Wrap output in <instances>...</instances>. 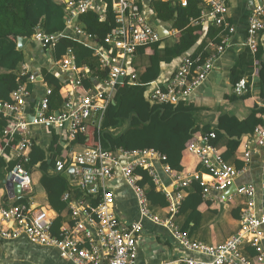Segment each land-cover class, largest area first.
I'll return each mask as SVG.
<instances>
[{"label": "built area", "instance_id": "2783aa9c", "mask_svg": "<svg viewBox=\"0 0 264 264\" xmlns=\"http://www.w3.org/2000/svg\"><path fill=\"white\" fill-rule=\"evenodd\" d=\"M109 1L115 14L117 28L105 39L109 47L98 44L100 49L97 50L101 69L108 70L106 78L100 79L94 76L91 88H81L82 81L86 75H89L90 70L86 65L77 64L75 51L69 47L65 55L57 61L61 69L73 77L71 84L67 86L68 91L65 88L67 99L62 110L48 114V97L52 93L50 88L44 98L40 99L34 119H27L25 106L30 98V90L27 89L26 84L35 83L36 76L26 65L21 67L20 75L28 78L20 80V86L13 92L15 102L0 101V116L11 118L14 124L6 130V136L11 138L18 135L20 138L16 146L11 147L14 148L15 158L20 159L9 172L12 181L27 195L34 193L31 172L24 165L29 160L33 145L32 128L35 125L58 126L67 131L64 137L69 141L68 147L70 146L71 149L66 154L57 156L51 173L66 174L68 178L70 176L69 181L83 195L70 205L71 193L65 194L64 199L69 200V207L63 214L59 234L53 233L54 221L58 214L45 203L39 206H32V202L28 205L12 203L1 206L0 215L3 220L15 224L16 227L8 231L3 225L0 226V238L13 240L26 235L33 244L57 249L63 259L72 261L73 264H136L139 250L138 237L144 227L142 219L159 221L153 213L152 203L148 197L149 186L141 183L143 174L139 170H145L151 181L158 186L160 185L158 165H161L164 172L175 182L184 178V175L176 173L170 167L167 155L154 148L111 150L101 144L91 147L74 143L79 133L86 130L89 120L95 118V122L100 125L108 106L114 100L116 86L129 76L131 83L136 81L137 72L131 68V61L136 56V47L152 45L163 40L157 25L151 21L143 1ZM172 1L180 2L183 6L188 3V0ZM107 2V0L68 1L66 28L54 33L37 29L31 39L51 51L63 38L69 37L70 32L82 34L90 41H94V36L79 23V16L92 10L97 12L101 19L106 18ZM199 2L202 6L201 15L193 20V23L204 27L214 25L228 31L223 35L222 43L216 45L215 50L205 61H199L194 70L193 61L185 58L170 81L164 85L153 83L154 86L150 89L148 97L156 103L176 104L180 100L189 103L195 90L212 73L216 61L232 43L234 28L227 22V0H199ZM251 5L253 10L249 20L246 45L256 53L260 44V34L264 33V0H251ZM169 29L170 40L174 42L178 30L171 27ZM248 84V79L242 78L235 85L234 92L238 95L245 94L249 88ZM262 127L257 128L256 135L264 146V126ZM213 137L215 133L211 132L201 139L208 143L209 138ZM5 145L11 146L10 139ZM77 146L82 150L78 151ZM190 149L200 155L205 164L203 171H207L213 177L212 182H202L203 194L206 198L210 196V189L226 191L235 184L237 171L223 161L214 147L197 141ZM70 168H74L73 179L69 172ZM119 178H122L133 190L141 214L139 220L126 224L120 221L119 213L116 211V195L111 187ZM183 184L186 185L187 182L184 181ZM237 192L250 199L248 205L242 209L240 231L226 241L210 246L191 239L180 229L175 216L179 213L182 196L178 194L169 198V218L165 221V225L171 228L176 242L191 252L208 256V258L188 256L180 260L182 264H251L242 253L245 240L248 241L246 244L258 254L254 257V263L264 262L262 231L264 203L262 214L259 216L255 207L256 187L243 184L238 187ZM1 250L0 244V252Z\"/></svg>", "mask_w": 264, "mask_h": 264}, {"label": "trees", "instance_id": "16d2710c", "mask_svg": "<svg viewBox=\"0 0 264 264\" xmlns=\"http://www.w3.org/2000/svg\"><path fill=\"white\" fill-rule=\"evenodd\" d=\"M68 1L78 0H0V69L4 70L0 72V101L15 102L13 92L19 87L22 77L20 65L25 63L27 55L25 48L18 49V37L24 36L31 39L37 29L47 33L65 29ZM107 1L106 18L101 19L97 12L90 10L79 16V23L89 34L94 36L95 42L108 48L109 45L105 39L108 34L115 31L117 23L111 3L109 0ZM149 3H151L149 5L151 21L156 25L167 23L171 28L177 29L176 41L161 40L152 45L136 47V56L131 61V68L137 72L136 81L131 83L129 76L123 83L118 84L115 88L114 100L108 106L100 125L95 122V118L89 120L86 130L79 133L77 141L74 143H82V145L91 147L101 144L104 148L111 150L154 148L167 155V161L171 168L179 174L185 167L183 164L184 154L188 152L196 156L199 160L196 171L191 175H184V177H193L188 185V188L193 185V191L189 192L179 206V213L187 210L194 213L196 226L201 217L200 206L207 198L203 194L199 172L203 166L202 160L197 152L190 149L191 146L214 132L215 137L209 138L208 145L217 150L226 164L242 170L247 163L246 152L249 150L250 143L248 140L249 138L253 139L257 128L264 126V107H258L256 104L245 118L225 112L219 116L216 124L201 126L197 124L195 115L199 109L193 104H187L184 100H180L176 104L152 101L148 97L150 87L159 78L163 63L170 64L178 58L183 62L185 58H190L193 61L192 69L194 70L199 61H205L212 53L208 48L209 43L221 44L226 30L214 25L204 27L201 24L193 23V20L201 15L202 6L199 0H188L186 6L172 0H148ZM69 47L74 49L76 62L79 66L87 65L95 77L106 78L108 70H102L100 62L98 65V61L94 58L96 48L87 46L71 37L63 38L56 45L52 52L53 58L60 59ZM252 54L253 52L247 47L240 56L239 62L232 69L233 92L226 96L231 102L251 97L250 91L242 95L236 94L234 87L242 78H248L254 59H257L259 63L258 73L262 83L260 97L264 100V45L259 44L256 54H253L254 57ZM141 55H148L146 66L137 61V56ZM19 67L20 70L17 73ZM43 73L48 80L57 83L54 76L47 74L45 68ZM27 78L28 76H24L22 80H27ZM93 82V77L86 75L80 87L91 88ZM33 86V83L27 84L29 90H32ZM48 98L49 114L63 105L66 95L65 92H61V87L57 83V87H52V93ZM11 120V118L0 116V134L10 128ZM9 139L11 146L6 147L5 144ZM19 139L18 135L11 138L7 135L3 138L2 146L6 148L5 154L10 155L13 152L11 147L16 146ZM58 140L59 134L53 133L50 146L45 147L40 143V138L34 136L29 160L24 164L32 175L34 189L32 194L36 195L43 189L47 195L48 203L46 205L58 214L54 221V234H59L63 212L68 209L67 200L64 199L65 194L72 192L75 195L72 194V198L82 195L78 188L71 189L66 174L51 173L55 167L58 153L62 152L60 146L56 147ZM243 146L246 147V151L243 154L244 166L240 169L231 164L228 159L236 151H241ZM19 161L20 159L17 157H13L9 161L0 158V164L4 166L6 163L5 167L8 171L12 170ZM241 166L242 164L239 165V167ZM139 172L143 174L141 183L149 186L148 197L152 207L159 205L169 210L167 195L157 189L158 185L151 181V177L145 170L141 169ZM35 174L40 176L38 180L35 179ZM7 198L8 195L3 197L5 202ZM28 201L29 195L26 194L18 198L14 204H28ZM179 227L183 232L191 235L189 229H183L181 225ZM252 253L254 257L258 255L255 250H252ZM258 264H264V262Z\"/></svg>", "mask_w": 264, "mask_h": 264}, {"label": "crops", "instance_id": "0c3cea01", "mask_svg": "<svg viewBox=\"0 0 264 264\" xmlns=\"http://www.w3.org/2000/svg\"><path fill=\"white\" fill-rule=\"evenodd\" d=\"M141 1L144 2L147 13L151 15V10L149 8L151 3L148 4V0ZM255 4H257V2H255ZM227 5V22L234 28L231 36L232 43L218 58L212 73L195 90L189 100V103H187L193 104L194 107L199 109L195 115L197 124L201 126L216 124L219 116L225 112L235 114L239 118H245L250 113L251 108L256 104L258 107H264V100L260 97L262 93V83L258 73L259 63L257 62V59H254L253 66L251 67L252 69L250 68L251 71L248 76L249 79L247 78L250 83L248 91L251 92V97L237 102H231L226 98L227 95L233 92V85L231 81L232 69L239 62L240 56L248 47L246 45V39L248 36L249 20L253 10L251 0H227ZM162 25L167 29L170 28L169 24ZM227 31L228 30H226V32ZM69 37L74 40H78L87 46L96 47L97 49L94 54V58H96L99 65L100 55L97 50H99L100 47L97 42L90 41L87 36L82 34L79 35L73 32H70ZM170 39L169 34L166 38H163V40L167 42H172ZM259 43L264 45V33L260 34ZM216 45L217 44L215 42H210L208 47L209 50L214 51ZM24 48L27 53L26 61L25 63H22L20 67L26 65L28 70L36 76V82L33 83L34 86L32 90L30 89V98L27 100V104L25 106V115L27 116V119L32 120V118H34L37 114V106L40 99L44 98L48 90L50 88L52 89V87H57L58 83L61 87V92H65L67 86L71 84L73 77L61 69L57 63L59 59L55 60L53 58V50L51 51L43 48L32 39L26 43ZM253 54L252 56L254 57L255 55ZM137 57V61H139V63L142 62L145 66L148 64V55H141ZM181 63L182 61L179 58L170 64L163 63L161 74L155 82L162 85L166 84L176 74ZM20 67L17 69V73L20 70ZM44 68L46 69L48 75L54 76L57 83L54 81L51 82L45 77L43 73ZM1 71L4 70L0 69V72ZM89 76L94 77L91 71H89ZM153 86L154 84L152 87ZM152 87H150V89ZM63 108L64 103L59 110H56V112L62 110ZM13 125V122H11L10 128ZM53 133L59 134V140L56 147L60 146V148H62V152L58 153V156H62L66 154L69 149H71L70 146L68 147L69 141L64 137V134L67 133L65 129L58 126L51 127L45 125H35L32 128V135L39 137L40 143L45 147L50 146ZM6 134L7 131H3V133L0 134V158H4L6 161H9L15 157V154L14 152L10 155L5 154L6 148L2 146V142ZM200 141L203 145L206 144L204 139H201ZM249 141V151L251 152L250 161L246 163L245 168H243L241 173L237 176L235 184L232 185L230 191H216L210 189V196L207 197V199H205L206 201H204L200 206L201 217L199 218L197 225L195 226V215L191 210L181 212L175 216V221L178 225H181L183 229L185 228L191 231L190 236L185 232L191 239L210 246L224 242L228 238L239 233L241 228L242 209L248 205L250 200L249 197L241 195L237 192L238 187L243 184H251L256 187V212L259 216L262 214L264 203V149L256 144V140L254 138H249L248 142ZM76 149L78 151L82 150V148L79 150L78 146ZM245 151L246 147L243 146L241 151H236L235 154L228 159V161L241 169L244 166L243 154ZM198 161L199 160L196 156L186 152L183 159L185 167L181 174H193L199 164ZM241 164L242 166L239 167ZM5 166L6 163L4 166L0 164V206L4 203H15L18 198L27 194L21 191L20 188H16L17 186L14 187L12 194L7 192L6 182L9 178L10 171H8ZM201 167L202 168L199 172L202 182L208 183L211 180L210 175L207 171H203V166ZM158 171L160 174V185L157 188L164 194L170 193L172 197H175L176 193L179 191L185 198L189 192L193 191V185L188 188V185L193 178L192 176L185 177L184 181H186L187 184L182 188H178L174 179L164 172L161 165H158ZM34 177L38 180L40 176L37 175ZM68 180H70V176ZM69 182L71 189L75 190L76 187L74 184L71 181ZM111 187L116 195V211L119 213L120 221L123 224H126L131 221L139 220L141 218L139 205L136 195L131 187L122 178L115 180ZM72 194L73 193L71 192V196ZM5 195H8L6 202L3 199ZM71 196L70 199L72 201L70 202V205L71 203L78 201L76 199H79L83 195L78 198H72ZM29 201L32 202V206L48 203L46 192L42 189L36 195H29ZM67 203L69 207V200H67ZM152 209L159 221L145 218L142 219L144 227L143 232L138 237L139 250L136 264H182L180 260L188 256L208 258L207 255L191 252L182 247L180 243L176 242L171 228L165 225V221L169 218L168 209L159 205H154ZM65 212L66 210L63 214H65ZM262 231L264 244V225L262 226ZM246 243H248L247 240H245V244L242 246V253L250 260L251 264H258L256 261L254 263V256L252 253V250L254 249ZM0 244L2 248L0 252V264H73L72 261L63 259L57 249L33 244L28 240L26 235H22L21 237L13 240L0 238Z\"/></svg>", "mask_w": 264, "mask_h": 264}, {"label": "bare ground", "instance_id": "6f19581e", "mask_svg": "<svg viewBox=\"0 0 264 264\" xmlns=\"http://www.w3.org/2000/svg\"><path fill=\"white\" fill-rule=\"evenodd\" d=\"M258 48V47H257ZM257 51V50H256ZM24 77V76H23ZM23 77H21V80H22V78ZM19 86H20V84H19ZM34 119V118H33ZM32 119V120H33ZM257 130V129H256ZM256 130H255V132H254V135H253V138L256 140V144L259 146V147H261V148H263L264 149V146L260 143V141H259V139H258V137H257V135H256ZM214 138V137H213ZM208 143H206V144H204V145H207ZM209 146H211V145H209ZM213 147V146H212ZM198 154V153H197ZM198 156L200 157V155L198 154ZM246 157H247V162H249L250 161V159H251V152L248 150L247 152H246ZM200 159L202 160V158L200 157ZM223 159V158H222ZM224 161V160H223ZM202 164H203V166L205 165L204 164V162H203V160H202ZM170 165V164H169ZM228 165V164H227ZM263 165H264V160H263ZM229 166H231V165H229ZM27 169H28V167L27 166H25ZM170 167H171V165H170ZM234 170H236L237 171V173H238V175L241 173V171L242 170H238V169H236L234 166H231ZM29 170V169H28ZM30 171V170H29ZM237 175V176H238ZM185 177H187V176H185ZM185 177L183 178V180H181V181H179V182H176V185H177V187L178 188H182V187H184L185 185L183 184L184 182V180H185ZM210 178H211V180L209 181V182H212L213 181V177L212 176H210ZM8 181V180H7ZM7 183V182H6ZM13 183L14 184H16L14 181H13ZM156 184V183H155ZM18 187H19V185L18 184H16ZM156 185H158V184H156ZM20 188V187H19ZM178 194H180L181 196H182V200H181V202L183 201V195H182V193L181 192H177L176 193V195H178ZM167 195V199L169 200V198L170 197H172L171 196V194L170 193H168V194H166ZM31 203V201H29V203L28 204H30ZM28 204H19V205H28ZM181 204V203H180ZM4 226V228L6 229V230H8V231H12L13 230V228L14 227H16V225L15 224H10V223H8V222H6V221H4L3 220V218H2V216H1V223H0V226ZM13 227V228H12ZM137 245H138V242H137Z\"/></svg>", "mask_w": 264, "mask_h": 264}, {"label": "water", "instance_id": "95a60500", "mask_svg": "<svg viewBox=\"0 0 264 264\" xmlns=\"http://www.w3.org/2000/svg\"><path fill=\"white\" fill-rule=\"evenodd\" d=\"M157 29L163 38H166V36H168L169 30L165 26H163L161 23L157 24ZM29 40H30L29 37L19 36L18 37V49H23ZM73 171H74V168L69 169V172H70L72 179L75 177V174ZM16 186L17 185L14 184L12 181V176H9L8 181L6 183L7 192L9 194H12L14 191V187H16ZM16 188H19V187L17 186ZM230 190H231V188L228 191H230ZM175 264H177V263H175Z\"/></svg>", "mask_w": 264, "mask_h": 264}, {"label": "rangeland", "instance_id": "374dc122", "mask_svg": "<svg viewBox=\"0 0 264 264\" xmlns=\"http://www.w3.org/2000/svg\"><path fill=\"white\" fill-rule=\"evenodd\" d=\"M166 25H168V24L166 23ZM78 149L80 150L81 148L78 147ZM35 176H36V174H35Z\"/></svg>", "mask_w": 264, "mask_h": 264}]
</instances>
